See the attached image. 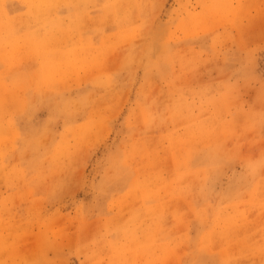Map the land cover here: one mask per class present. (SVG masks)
<instances>
[{"label":"clouds","instance_id":"obj_1","mask_svg":"<svg viewBox=\"0 0 264 264\" xmlns=\"http://www.w3.org/2000/svg\"><path fill=\"white\" fill-rule=\"evenodd\" d=\"M0 264H264V0H0Z\"/></svg>","mask_w":264,"mask_h":264}]
</instances>
